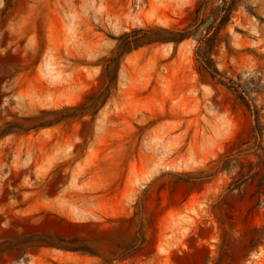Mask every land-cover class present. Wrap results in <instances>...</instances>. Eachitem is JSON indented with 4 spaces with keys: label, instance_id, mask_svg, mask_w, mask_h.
<instances>
[{
    "label": "rangeland",
    "instance_id": "rangeland-1",
    "mask_svg": "<svg viewBox=\"0 0 264 264\" xmlns=\"http://www.w3.org/2000/svg\"><path fill=\"white\" fill-rule=\"evenodd\" d=\"M7 2L0 264H264V0Z\"/></svg>",
    "mask_w": 264,
    "mask_h": 264
},
{
    "label": "crops",
    "instance_id": "crops-1",
    "mask_svg": "<svg viewBox=\"0 0 264 264\" xmlns=\"http://www.w3.org/2000/svg\"><path fill=\"white\" fill-rule=\"evenodd\" d=\"M10 5L8 4L7 0H0V11L2 12L5 9H9ZM19 21V20H18ZM20 26V24H19ZM17 28L15 32L11 33L12 37L5 38L4 31L9 28V24H2L0 23V54L7 49H12L13 51H19L21 49H25V45L21 46L19 43L20 38L23 37L19 32L20 28ZM34 49H39V44L33 47Z\"/></svg>",
    "mask_w": 264,
    "mask_h": 264
},
{
    "label": "trees",
    "instance_id": "trees-1",
    "mask_svg": "<svg viewBox=\"0 0 264 264\" xmlns=\"http://www.w3.org/2000/svg\"><path fill=\"white\" fill-rule=\"evenodd\" d=\"M173 33H179L178 31H174L173 30ZM186 36L185 34H181L180 36H178L177 38H173L174 41H179L181 39H184Z\"/></svg>",
    "mask_w": 264,
    "mask_h": 264
}]
</instances>
